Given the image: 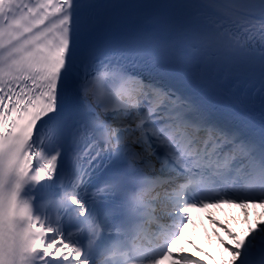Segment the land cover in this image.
Wrapping results in <instances>:
<instances>
[{"label": "snow or ice", "instance_id": "snow-or-ice-1", "mask_svg": "<svg viewBox=\"0 0 264 264\" xmlns=\"http://www.w3.org/2000/svg\"><path fill=\"white\" fill-rule=\"evenodd\" d=\"M219 74L264 93V0H0V264H204L173 245L222 205L264 264V96Z\"/></svg>", "mask_w": 264, "mask_h": 264}, {"label": "bare ground", "instance_id": "bare-ground-1", "mask_svg": "<svg viewBox=\"0 0 264 264\" xmlns=\"http://www.w3.org/2000/svg\"><path fill=\"white\" fill-rule=\"evenodd\" d=\"M244 213V209L212 210L205 221L192 223L184 228L183 234L177 240L180 250L184 249L195 259L202 260L204 264H226V261L231 259V254L225 249L224 244L234 243L226 228L242 237L248 227ZM248 213V220L254 222L261 213H264V209L249 208Z\"/></svg>", "mask_w": 264, "mask_h": 264}]
</instances>
